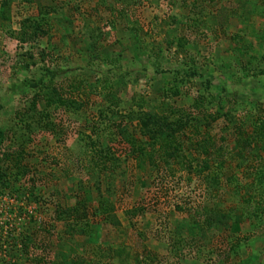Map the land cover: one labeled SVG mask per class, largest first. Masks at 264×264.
<instances>
[{
    "label": "rangeland",
    "instance_id": "374dc122",
    "mask_svg": "<svg viewBox=\"0 0 264 264\" xmlns=\"http://www.w3.org/2000/svg\"><path fill=\"white\" fill-rule=\"evenodd\" d=\"M0 172V264H264V0H0Z\"/></svg>",
    "mask_w": 264,
    "mask_h": 264
},
{
    "label": "trees",
    "instance_id": "16d2710c",
    "mask_svg": "<svg viewBox=\"0 0 264 264\" xmlns=\"http://www.w3.org/2000/svg\"><path fill=\"white\" fill-rule=\"evenodd\" d=\"M173 136H174V135H173ZM179 136H180V135H179ZM179 136L175 137V139L177 140ZM171 137H172V136H171ZM172 138H173V137H172ZM1 174H2V172H0V178H3Z\"/></svg>",
    "mask_w": 264,
    "mask_h": 264
}]
</instances>
